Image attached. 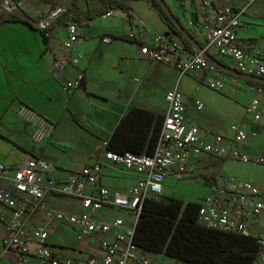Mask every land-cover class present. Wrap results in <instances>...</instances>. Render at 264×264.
I'll list each match as a JSON object with an SVG mask.
<instances>
[{"label": "built area", "instance_id": "built-area-1", "mask_svg": "<svg viewBox=\"0 0 264 264\" xmlns=\"http://www.w3.org/2000/svg\"><path fill=\"white\" fill-rule=\"evenodd\" d=\"M240 1V6L228 3L215 11L212 24L206 27L207 37L203 49L207 53L210 50L209 54L212 55L211 48H215L219 57L212 56L217 61L229 59L231 64L226 65L234 70L264 77V53L243 43L237 35V29L243 24L242 15L258 0ZM67 30L69 38L65 45L69 48L79 45L83 39L79 26L71 22ZM131 36L137 39L136 33ZM112 40L111 37L104 39L106 43ZM82 55L56 60L52 76L59 79L61 71L69 63L78 65ZM141 55L152 62L177 69L180 77L200 73L204 82L216 92H225L227 89L226 73L201 51H188L184 43L160 37L142 46ZM136 81L140 82L139 79ZM83 82L84 73L80 72L75 81L67 80L64 88L72 94ZM251 89L258 93L264 91V88L253 85ZM165 99L168 106L161 135L151 154H134L133 151L117 153L105 149L94 164L71 173L63 180L51 174L52 164L44 158L32 157L13 170L0 161V220L6 227L2 240L5 251L13 254L20 263H25L34 254L43 264H151L143 250L133 242L135 227H127L123 218L99 220L92 216V212L104 207L126 209L135 216L137 223L142 204L147 198L165 200L166 180L172 176L183 179L185 173L198 171L197 163L204 158L254 164L263 161L252 159L244 149L254 136H251L244 122L230 125L233 132L231 136L209 133L198 124L188 122L187 103L178 86L167 90ZM195 103L199 110L206 107L199 98H195ZM244 113L247 118L262 123L264 127V97H252ZM17 114L34 126L32 139L35 142L39 143L52 134L54 124L34 114L28 107L20 106ZM102 158L140 175L136 183L125 193L111 191L100 185L105 166ZM209 181L210 191L199 203L198 223L211 230L253 239L259 249L254 264H264V185L229 175H218ZM88 189L93 191L88 194ZM51 195L78 198L89 212L75 214L51 209L46 202ZM40 211L44 212L48 222H36L35 216ZM54 221L79 228V237H88L92 243H98L104 255L92 256L84 261L62 258L49 243L51 223ZM110 232L115 233L114 241L101 238ZM32 244L34 250L30 248Z\"/></svg>", "mask_w": 264, "mask_h": 264}, {"label": "crops", "instance_id": "crops-1", "mask_svg": "<svg viewBox=\"0 0 264 264\" xmlns=\"http://www.w3.org/2000/svg\"><path fill=\"white\" fill-rule=\"evenodd\" d=\"M27 1L22 0L19 5L23 8ZM166 1L186 30L194 34L196 39L202 43H205L207 37L206 27L212 24L217 9L223 8L228 3L234 6L241 5L240 0ZM101 4V0H91L84 2L82 8L98 7ZM128 5L129 8L126 11L122 9L112 10L110 16L105 14L91 23L79 27L80 36L83 39L79 45L72 48L65 45V41L69 38L67 26L57 22L54 23V29L51 33L47 35V40H44V35L39 28H32L23 22L7 21L0 24V124H3L4 121L8 124L14 123L15 127L9 124V130L17 128L20 132L15 137L0 130V161L4 162L7 167L13 170L32 157L44 158L52 164L51 174L63 180L71 173L94 164L102 156L106 149V143L131 105L149 107L157 114L165 115L168 106L165 94L155 95L152 90L146 88V85L149 81L159 80L161 77L160 66L168 65L144 58L141 55V47L151 44L152 41H156L160 37L174 40L177 43H184L185 41L183 37L171 31L170 25L151 0H128ZM250 10L242 15L243 24L237 29V35L243 43H248L252 48L264 53V40L259 42L253 40L249 35L243 36L240 32L241 28L246 25L245 18ZM12 16L10 11L0 8V18H11ZM45 19L47 17L43 20ZM132 33H136L137 39H132ZM107 37H111L113 40L106 43L104 39ZM79 54L83 55L78 65L69 63L61 71L59 79L52 76L51 71L55 67L56 60ZM211 54L219 57L215 48H211ZM224 61L228 65L231 64L229 59ZM80 72L84 73L82 86L72 94L67 92L64 88L65 82L67 80L75 81ZM188 75L196 79L202 86H208L204 82L202 74L192 73ZM229 76L234 82L239 81V78L232 77V75L226 74L224 77ZM136 79H139L140 82H137ZM179 82L169 90L176 86L181 89ZM244 85L250 91L249 98L244 100L245 108L252 97L258 95V92L252 90V85L248 84L247 81ZM181 91L184 96L183 89ZM226 92H228V86L226 91L221 93ZM227 97L230 98V96ZM195 98L199 97L190 94V99H185L187 103L186 117L189 123L198 124L188 116L190 106H194L199 112L206 110L208 106L199 98L206 104L204 109L199 110ZM22 105L31 109L34 114L46 118L45 120L49 123L54 124L52 134L49 137L44 138L39 143L32 139L34 126L22 120L17 114ZM246 118L247 116L243 113L241 119H235L232 123L224 121L221 123L220 119L217 122L215 120L212 121L213 123L210 122L209 125L214 126L217 131L204 129L199 124L198 126L209 133H222L230 136L233 134L230 125L234 122H244L249 131L253 128L260 130L262 123H256L252 119ZM19 128L24 129L27 134L23 141L19 139L21 138ZM60 130L62 134H58ZM84 133L89 136L104 138L103 143L96 146V150L91 152L86 144L77 139V135ZM70 134L73 135L70 136ZM55 139L56 144L53 143ZM256 140L258 144H264V137ZM258 144L254 146L253 140H251L248 146H244L252 159V155L257 156ZM59 146L64 147V150L69 148L73 153H66ZM58 150L63 151V154H60ZM102 159L104 160V158ZM104 162L100 185L109 188L111 191L127 192L140 176L112 164L106 159ZM199 162H202L204 166H210L217 161L204 158ZM238 162L241 161L225 159L220 165L223 168L229 166L233 169ZM92 191V189H88L87 193ZM64 198L76 200L78 202L77 208L74 209L68 206V203L62 202ZM46 202L51 209L75 214L89 212L84 209L78 198L51 195ZM109 210L113 211L114 216L107 219L105 216H108ZM43 214L44 212L40 211L35 216L36 222H48ZM92 214L95 218L106 221L123 218L127 227L134 228L136 226L135 216L126 209L104 207L92 212ZM5 228L0 220V264H43V261L34 254L25 263H20L13 254L6 252L2 245ZM51 228L49 243L62 258L84 261L92 256L102 257L104 255L102 247L98 243H92L88 237H79L81 231L79 228L55 221L51 223ZM61 228L66 233L64 236L65 246L53 243L50 238ZM101 238L114 241L116 236L114 232H110ZM30 248L34 250V244ZM147 257L151 260V264H189L168 257L165 253L147 254Z\"/></svg>", "mask_w": 264, "mask_h": 264}, {"label": "trees", "instance_id": "trees-1", "mask_svg": "<svg viewBox=\"0 0 264 264\" xmlns=\"http://www.w3.org/2000/svg\"><path fill=\"white\" fill-rule=\"evenodd\" d=\"M12 1L19 4L22 0H0V8L10 11L13 15L11 18H0V24L7 21H19L37 29L38 27L32 26L15 14ZM43 1L51 4L54 10L60 0ZM69 1H72L71 6L55 21L67 27L71 22L82 27L100 16L107 15L112 10L126 11L129 8L128 0H101L100 6L86 9L82 8L83 3L91 0ZM151 1L170 25L171 31L183 37L187 50L195 52L197 50L195 45L185 38L160 3L157 0ZM175 17L180 21L176 15ZM55 22L44 29L39 28L44 35V40H47V35L54 29ZM180 23L182 24L181 21ZM191 35L196 39L194 34ZM197 42L202 48L205 47L201 41L197 40ZM208 52L210 53V50ZM218 61L226 65L222 59ZM245 80L250 85L264 88V82ZM162 122H164V116L157 114L151 108L131 105L109 138L106 149L117 151V153L133 151L134 154H151L161 135ZM222 161L225 160L217 161L215 164H220ZM198 207L199 204L196 202L185 203L180 198L165 200L147 198L142 204V211L135 226L134 244L140 247L146 256L152 253H165L168 257L189 264H254L259 253L257 243L253 239L211 230L200 225L197 220Z\"/></svg>", "mask_w": 264, "mask_h": 264}, {"label": "rangeland", "instance_id": "rangeland-1", "mask_svg": "<svg viewBox=\"0 0 264 264\" xmlns=\"http://www.w3.org/2000/svg\"><path fill=\"white\" fill-rule=\"evenodd\" d=\"M23 8L31 16L41 21H43V19L46 17L48 18L53 12L51 5L45 3L43 0H28L27 2H25ZM245 21L246 25L241 28V34L243 36L249 35V37H251L253 40H258L259 42L263 41L264 0H260L251 8L248 15H246ZM160 69L161 77L159 78V80L154 82L149 81L146 85V88L152 90L155 95H163L171 87L178 84L179 80L181 79L179 83L181 89H183L184 91V99L188 100L190 99V94H194L201 100H203L208 106L206 110L201 112L196 110L194 106H190L188 111V116L190 117V119L197 122L202 128L217 131L214 126L209 125L210 122L214 120L217 122L220 119L221 123L223 121L226 123H232L233 121H235V119H241L244 113V100L249 98L250 96V91L244 85V83L246 82L245 79L239 78V81L236 83L230 76L227 77L226 84L228 86V92L221 93L216 92V90L211 89L209 86H202L199 82H197L196 79H193L192 76L187 75L180 77V73L174 68L161 65ZM257 94L258 96L264 97V91ZM227 96H230V98ZM9 124L15 127L14 123ZM9 124L4 121L3 124H0V130L2 132L9 133V135L11 136L17 137V133H20L19 130H17V128L9 130ZM19 129L21 131V138L19 139L23 141L24 137L27 134L24 129ZM250 133L251 136L254 135L252 140L254 146H256L258 144V142H256V139H261L264 137L263 125H261L260 130L257 128L251 129ZM58 134H62V131L60 130ZM72 135L73 134H70V136ZM77 139L83 144H86V146H88V149L92 152L96 150V146L103 143L104 138L97 136L94 137L92 135L89 136L88 134L84 133L83 135H77ZM56 142L57 141L55 139L53 143L56 144ZM60 149L64 150L65 148L60 147ZM61 150L58 151H60V154H63V151ZM64 151L69 154L73 153L69 148ZM256 154L257 156L252 155L253 159L258 157V159L263 160L258 165L238 162L237 164H235L233 169L229 168V166H225V168H223L219 163L210 166H204L202 162H199L198 171L185 173L183 179L171 177L169 180H166L167 182L165 183V197H167V199L180 198V200H184L185 203H202L203 199L210 191L211 186L209 179L218 175H229L237 178L239 177L245 180H253L256 183L262 184L264 183V144H258ZM62 202L68 203V206L74 209L78 206V202L73 199L64 198ZM112 216H114V213L113 211L109 210L108 216H105V218L108 219ZM63 232L64 230L63 228H61L59 232H56L55 235L50 237L51 241L55 244H63V246H65L66 241L64 239V236H66V233Z\"/></svg>", "mask_w": 264, "mask_h": 264}, {"label": "water", "instance_id": "water-1", "mask_svg": "<svg viewBox=\"0 0 264 264\" xmlns=\"http://www.w3.org/2000/svg\"><path fill=\"white\" fill-rule=\"evenodd\" d=\"M160 5L163 7V10L167 13V15L170 17L171 20L175 22L177 27L183 32V35L185 38L193 43L195 45L196 49L198 51H201L210 62L215 64L220 70H222L226 74H231L233 77L236 78H243V79H248V80H254V81H259V82H264V77L261 76H250L247 73L240 72L237 70L232 69V67H229L223 63H220L217 61L215 57L210 55L209 53L205 52L204 49L198 44L197 39L193 38L191 33H189L184 25L178 21L172 12V9L170 8V5L167 3L166 0H157ZM72 1H65V0H60L59 4L55 7L53 10L52 14L45 20H37L33 16H31L24 8H22L18 3L15 1H12V6L14 7L15 14L24 19L27 23L31 24L34 27H38L41 29H44L48 25H50L52 22H55L57 18H59L65 11V9L68 6H71Z\"/></svg>", "mask_w": 264, "mask_h": 264}]
</instances>
